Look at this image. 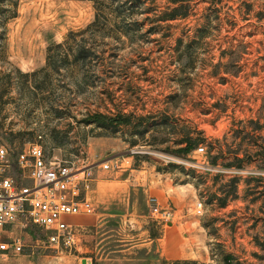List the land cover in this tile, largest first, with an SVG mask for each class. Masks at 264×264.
Here are the masks:
<instances>
[{
	"label": "rangeland",
	"instance_id": "obj_1",
	"mask_svg": "<svg viewBox=\"0 0 264 264\" xmlns=\"http://www.w3.org/2000/svg\"><path fill=\"white\" fill-rule=\"evenodd\" d=\"M0 9L15 12L0 23V144L41 143L95 206L71 218L72 246L32 227L24 251L0 264H264V0ZM152 196L167 215L154 214Z\"/></svg>",
	"mask_w": 264,
	"mask_h": 264
},
{
	"label": "built area",
	"instance_id": "obj_2",
	"mask_svg": "<svg viewBox=\"0 0 264 264\" xmlns=\"http://www.w3.org/2000/svg\"><path fill=\"white\" fill-rule=\"evenodd\" d=\"M13 171L19 174L14 175ZM77 175L61 159L50 157L39 142L30 143L17 153L0 144V258L23 252L24 234L32 227L41 230L48 245L75 244L71 218L95 211L91 200L79 199L82 180ZM26 180L31 183L25 184ZM150 201L154 214L167 215L159 209L155 196ZM202 206L199 201L198 214H202Z\"/></svg>",
	"mask_w": 264,
	"mask_h": 264
},
{
	"label": "trees",
	"instance_id": "obj_3",
	"mask_svg": "<svg viewBox=\"0 0 264 264\" xmlns=\"http://www.w3.org/2000/svg\"><path fill=\"white\" fill-rule=\"evenodd\" d=\"M181 0H171L172 3H178ZM181 6L175 7L172 12L167 15L168 19H175L177 16H183L180 13L181 10ZM5 12H10L8 15H6ZM15 16V12H11L9 9L6 10H1L0 9V23L1 22H5L8 18ZM186 16V15H184ZM4 22L2 23V25L4 24ZM0 35H2V38L4 39V32L2 31V33H0ZM67 40L72 41V42H77V34L76 32H70L67 35ZM61 45V44H60ZM77 45V43H76ZM88 55V51L86 49V47L84 46L81 50H79L77 53H75L74 55V61L75 63H79L80 61H85L87 59ZM51 56L49 55L48 59H49V63L51 61ZM65 60L68 59V55H66V58H64ZM206 140L205 138L201 137L198 139H189L188 144L185 147H182L181 149H179V153H181L184 157H187L190 152L192 150H194L196 148V146L198 145L199 142ZM238 161L240 159H237ZM241 161V160H240ZM241 167V166H240ZM234 256L233 255H227L226 256V264H240L238 261L236 263L233 262ZM195 263V261L193 260H186V259H175V260H171V261H166L164 264H193Z\"/></svg>",
	"mask_w": 264,
	"mask_h": 264
},
{
	"label": "crops",
	"instance_id": "obj_4",
	"mask_svg": "<svg viewBox=\"0 0 264 264\" xmlns=\"http://www.w3.org/2000/svg\"><path fill=\"white\" fill-rule=\"evenodd\" d=\"M112 208L114 209L115 207H112ZM118 208H120V207H118ZM118 208L116 210H119Z\"/></svg>",
	"mask_w": 264,
	"mask_h": 264
}]
</instances>
